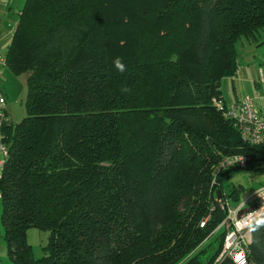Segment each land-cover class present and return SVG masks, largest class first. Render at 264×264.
<instances>
[{"label":"trees","instance_id":"trees-1","mask_svg":"<svg viewBox=\"0 0 264 264\" xmlns=\"http://www.w3.org/2000/svg\"><path fill=\"white\" fill-rule=\"evenodd\" d=\"M263 29L264 0H24L5 51L28 74L26 117L2 129L10 264H235L217 261L220 206L242 168L215 169L240 155L264 173V145L213 100ZM30 229L48 233L38 261ZM248 250L264 264V214Z\"/></svg>","mask_w":264,"mask_h":264},{"label":"rangeland","instance_id":"rangeland-1","mask_svg":"<svg viewBox=\"0 0 264 264\" xmlns=\"http://www.w3.org/2000/svg\"><path fill=\"white\" fill-rule=\"evenodd\" d=\"M2 2L4 4L3 0ZM8 2H10V6L13 8L12 13H5V6L0 9V54L3 56H5L6 48L12 36H6L5 34L7 31L13 34L14 24L18 19V11L23 5V0H8ZM3 18L6 19L3 20ZM237 54L239 67L237 78L234 82L229 78L223 79L220 85L222 98L226 104L233 103L235 98L241 99L245 96H254L256 90L253 87V81L258 80L259 68L264 71V45L257 46V44H248L243 40L237 44ZM27 77L28 74L13 75L8 68H0V92L6 98V112L9 122L12 125L18 124L26 117ZM258 89L261 93H264V85H261ZM253 166H255V163H253ZM262 187H264V173H255L251 168L234 169L228 173L227 182L224 185V192L229 196L230 208H234L249 193ZM234 189L237 190L236 198L239 200L237 204L230 197L234 193ZM1 214L2 204L0 200V217ZM202 225L200 224V226ZM47 238L48 233L46 232L35 229L28 230L27 243L32 248V257L35 261L43 257V248L46 245ZM0 264H10L7 257L6 245L3 240L1 221Z\"/></svg>","mask_w":264,"mask_h":264},{"label":"built area","instance_id":"built-area-1","mask_svg":"<svg viewBox=\"0 0 264 264\" xmlns=\"http://www.w3.org/2000/svg\"><path fill=\"white\" fill-rule=\"evenodd\" d=\"M16 25V23H15ZM14 25V28H15ZM6 66V58L0 54V68ZM257 84L264 85V71L259 69ZM264 102V93L259 89L254 96H245L240 100L225 104L214 99L213 104L222 113L225 120L232 123L241 141L248 145H264V109L259 106ZM10 125L6 112V98L0 92V178L8 157L7 147L3 143L2 129ZM248 159L233 155L223 158L215 169V173L231 168H246ZM226 211V218L221 227L225 237L217 261L231 259L235 264H250L248 261L250 243V227L264 214V187L252 191L236 207L230 208L226 202L220 206Z\"/></svg>","mask_w":264,"mask_h":264},{"label":"crops","instance_id":"crops-1","mask_svg":"<svg viewBox=\"0 0 264 264\" xmlns=\"http://www.w3.org/2000/svg\"><path fill=\"white\" fill-rule=\"evenodd\" d=\"M4 1V4H3V2H2V0H0V9L1 8H3L4 6V10H6L5 11V13H7V14H10V13H12L13 12V8L10 6L11 4H10V2H8V0H3ZM7 3V4H6ZM12 3V2H11ZM23 3H24V0H23ZM23 6V5H22ZM22 9V8H21ZM21 9L18 11V14H17V16H19V13H20V11H21ZM4 19H6V18H3V20ZM17 22V21H16ZM15 22V23H16ZM2 24V23H1ZM15 25V24H14ZM3 26V25H2ZM13 31H14V28H13ZM12 31V32H13ZM6 36L7 35H12V34H10L9 33V31H7L6 32V34H5ZM261 45H264V29L260 32V34H259V42H258V44H257V46H261ZM260 69V68H259ZM247 76V75H246ZM237 78V75L234 77V78H230L231 79V81L232 82H234V80ZM245 79V78H244ZM250 81H252L251 79H250ZM256 84H257V81H253V87H254V89L256 90L257 89V86H256ZM238 100H240V98H235V100L233 101V102H236V101H238ZM259 106L261 107V108H263L264 109V102H260L259 103ZM1 158V157H0Z\"/></svg>","mask_w":264,"mask_h":264},{"label":"clouds","instance_id":"clouds-1","mask_svg":"<svg viewBox=\"0 0 264 264\" xmlns=\"http://www.w3.org/2000/svg\"><path fill=\"white\" fill-rule=\"evenodd\" d=\"M114 66L116 67L117 70L119 71H124L125 69V65L122 63V61L117 58L115 61H114Z\"/></svg>","mask_w":264,"mask_h":264}]
</instances>
